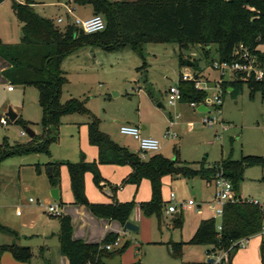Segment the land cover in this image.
<instances>
[{
    "label": "rangeland",
    "instance_id": "374dc122",
    "mask_svg": "<svg viewBox=\"0 0 264 264\" xmlns=\"http://www.w3.org/2000/svg\"><path fill=\"white\" fill-rule=\"evenodd\" d=\"M30 1L36 14L50 19L60 29H64L74 18L84 19L92 12L91 5H79L72 0ZM10 2L12 0H0V34L2 38L13 41L10 43H17L22 36V24L11 12ZM68 7L72 9L69 14L66 13ZM58 17L62 18L59 23ZM260 48L264 53V48ZM143 50L145 64L140 70H136V67L143 60L129 47L107 52L96 46H84L68 55L61 63L67 81L62 86L60 101L65 102L70 97L83 100L89 112L96 117L98 129L134 153H139L138 141L119 132L120 125L131 119L140 129L142 125L146 127L141 130L142 136L159 140L160 148L154 153L175 159L178 163L196 166L199 162H204L206 166L215 167L225 158L239 160L249 155L261 158V163L244 168L236 193L243 199L257 201L264 213V92H251L245 82L232 92L222 89L221 81L234 80L238 74L227 73L221 76L220 71L212 67V61L218 58L214 44L209 45L208 55L204 54L199 45L181 49L182 59H187L192 65L185 63L180 67L176 44L149 42L144 44ZM0 62L4 64L2 59ZM259 67L263 72L264 83V62ZM2 70L0 69V145L3 138L10 144L29 141L31 136L26 127L33 130L36 136H41L43 126L38 90L32 85L14 84L12 90L8 91L10 83L4 78ZM180 74L196 76L200 81L205 92L202 103L207 111H197L186 102H168L167 90L177 82ZM216 96L221 99L218 106L215 104ZM9 107L18 114L15 121L8 120L5 115ZM203 115L215 116L216 123L211 126L203 123ZM22 121L27 123L26 127L22 125ZM60 121L58 138L50 145V156L30 153L11 156L0 162L1 225L17 226L16 228L27 225L41 215L46 216L47 208L51 205L58 208V212L52 214L54 220L59 221V213H68L74 234L82 240L98 242L108 230L117 235V248H122V251L106 260L109 264L204 263L205 251L213 250V245H193L187 242L200 220L213 216L209 207L214 193L212 182L208 183L198 175L162 176L160 194L163 204L160 217L142 212L137 215L134 207L127 221L136 224L138 231L127 230L117 219L96 216L86 203L74 201L66 162L77 161L80 152L87 161H94L96 149L87 141V114H64ZM25 161L34 164H22ZM37 166L39 173L36 171ZM52 166L59 174V200L50 196V189L53 187L48 169ZM128 168L126 164H98L103 182L108 183L113 190V198L108 197L104 188L94 182L92 173L86 171L84 194L87 201H134L138 205L141 201L149 200L151 187L148 180L143 179L138 185L122 184ZM171 192L174 194L172 202L180 206L179 219H175L173 213H166ZM263 238L254 234L245 245L251 248L256 244L259 258L260 250L264 251ZM179 241L184 242L181 255L174 257L171 253L172 244ZM39 250V247L30 246V258L38 256ZM215 250L217 253L220 251ZM5 252L8 251H2L0 255ZM233 264H246V260L238 252L234 255ZM254 264H260V261Z\"/></svg>",
    "mask_w": 264,
    "mask_h": 264
},
{
    "label": "trees",
    "instance_id": "16d2710c",
    "mask_svg": "<svg viewBox=\"0 0 264 264\" xmlns=\"http://www.w3.org/2000/svg\"><path fill=\"white\" fill-rule=\"evenodd\" d=\"M72 2L92 7L93 14H100L105 21V28L94 33H84L72 24L64 29L36 14L32 1L16 2L12 0L11 9L21 22L22 36L17 43H4L0 39V57L8 67L2 71L10 85H32L38 90V103L42 111L41 123L43 134L32 136L29 141L10 144L5 138L0 145V162L4 159L30 153H44L50 156V145L58 138L60 118L64 114L84 113L89 116L87 122V139L97 147V159L87 161L82 152L75 162H66L70 187L77 203H86L96 216L117 219L124 224L135 207L134 201H117L109 203L88 202L84 194V174L92 173V178L102 189L109 187L103 182L98 164H127L130 172L123 178L122 184H138L141 179H148L151 197L138 203L140 211L146 215H161L163 201L161 199V177L182 175L191 177L198 175L208 183L218 171L232 184L237 201L227 202L223 207L221 229H216V219L207 217L200 220L192 237L187 243L210 244L213 250L227 252L224 264H232L237 251L232 243L242 237L256 234L260 227L263 211L258 203L241 199L236 193L237 183L244 168L261 163L257 156H244L239 160L225 158L215 167L199 162L196 166L190 163H178L160 153H151L140 158L138 153L114 142L106 133L97 127L96 117L89 112L83 100L75 97L60 101L62 86L66 83L65 71L61 68L62 60L84 46H96L107 52H114L129 47L144 61V44L172 43L178 47V66L186 63L180 50L190 45H199L208 55L209 45L214 44L219 59L232 60L236 56L234 49L243 44L250 53L256 54L261 63L264 53L257 47L264 43V0H72ZM196 75V74H195ZM240 77V78H239ZM196 79V76L194 77ZM245 82L252 92L262 90V79L252 75L242 78V74L234 80L221 81L220 87L231 92ZM176 85L180 91V102H202L205 92L195 87L194 79L178 77ZM17 118V117H16ZM16 118L13 120L15 121ZM26 122L22 125L26 127ZM39 171V167H36ZM52 187L59 184L58 170L52 166L48 171ZM121 184V185H122ZM111 192L113 191L110 187ZM114 189V188H113ZM113 195V192H112ZM59 246L68 264H109L106 260L119 255L122 248L105 250L102 245L117 238L109 232L98 242L88 243L72 236L73 227L68 214L59 213ZM175 217V219H179ZM0 231L8 234L15 232L0 224ZM184 242L172 244L174 257L181 255ZM8 251L14 259L21 262L30 260L28 246L15 243L0 246V252ZM209 251V250H207ZM122 264V263H120ZM134 264V263H133ZM201 264V263H200ZM260 264H264V251L260 250Z\"/></svg>",
    "mask_w": 264,
    "mask_h": 264
},
{
    "label": "built area",
    "instance_id": "2783aa9c",
    "mask_svg": "<svg viewBox=\"0 0 264 264\" xmlns=\"http://www.w3.org/2000/svg\"><path fill=\"white\" fill-rule=\"evenodd\" d=\"M16 2H23L24 0H14ZM72 11L69 7L67 8L66 13L69 14ZM62 18L58 17L57 22H61ZM68 24H72L76 26L79 30L84 33H94L101 31L105 28L104 18L100 14H92L91 16L80 19L74 18L69 21ZM264 48V43L260 44L257 49ZM233 54L236 56L232 60L219 59L212 61V67L220 71L221 76L224 74H242V78H248L249 76H253L255 79H262L263 72L260 69L261 62L258 57L254 53H250L243 44H239L233 51ZM182 75V74H181ZM183 79H194L195 87L202 89L200 85V81L195 79L193 75H182ZM12 85L7 86V90H12ZM167 100L170 104H175L180 100V91L176 85H170L167 90ZM221 103V99L219 96L215 97V104L218 106ZM190 107L197 108L198 105L203 104L190 102L188 103ZM204 105V104H203ZM205 106V105H204ZM206 107V106H205ZM207 108V107H206ZM208 110V109H207ZM219 112V110H217ZM216 117H209L207 115H203L201 117V121L208 125H214L216 123ZM225 129L224 126H222ZM119 132L124 135H128L133 137L138 141L139 144V153L140 158H146L147 155L156 152L160 148V142L158 139L142 136L141 129L138 125L134 124H122L119 127ZM214 186L213 200L210 202L209 207L213 211V216L216 219V229L220 231L221 229V219L223 215V207L227 202H234L238 200V197L235 196L234 190L231 182L224 177L220 171H218L211 181ZM241 198V197H240ZM174 199V194L171 192L169 194V200L166 205V213H174L180 210V206L172 202ZM243 199V198H241ZM31 201H33L30 198ZM253 203H257L255 200H248ZM47 212L49 214H56L58 212V208L56 206H48ZM264 237V215L262 216L261 227L259 231L256 233ZM250 236L242 237L232 243L231 246H236L239 248H244ZM117 238L110 243H105L102 245V248L105 250H113L118 246ZM227 259V252L220 250L218 253L214 250L207 251V260L204 264H224Z\"/></svg>",
    "mask_w": 264,
    "mask_h": 264
},
{
    "label": "crops",
    "instance_id": "0c3cea01",
    "mask_svg": "<svg viewBox=\"0 0 264 264\" xmlns=\"http://www.w3.org/2000/svg\"><path fill=\"white\" fill-rule=\"evenodd\" d=\"M9 8H10L11 12L13 13V11L11 9V2L9 5ZM92 14H93V12H91V14H89V16H91ZM89 16H87V17H89ZM87 17H85V18H87ZM0 36H1L0 37V39H1L2 34H0ZM2 40L4 43L13 42L11 40H6L4 38H2ZM0 59H2L4 61V64H1V62H0V69L4 70L9 65L3 58L0 57ZM186 64H187V62H186ZM140 66L136 67V70H140V68H141ZM179 76L181 77L182 75L180 74ZM230 90H231V87H228L227 91H230ZM8 91H10V90H8ZM17 116H18V114H17ZM133 122H134L133 119H131L130 121L125 122V124L137 125ZM144 128H146V127L144 125H142L141 130H143ZM86 137H87V132H86ZM87 141H88V139H87ZM92 146H94L96 149L95 159H97V154H98L97 147L95 145H92ZM22 164L30 165V164H34V163H30V162L25 161V163H22ZM123 165H125V164H123ZM128 167L129 168L126 171L124 177L131 170L129 165H128ZM39 172H40V169H39V171H37V173H39ZM143 179H145V178H143ZM143 179H141V180H143ZM146 180H148V179H146ZM128 184H132V183H128ZM138 184H134V185H138ZM149 184H150V182H149ZM121 188H122V186L120 187V189ZM106 195L110 198L114 197V195H112V196H109L108 194H106ZM140 213H141V211H140L138 205H136L135 206V214L139 215ZM65 214H68V213H65ZM53 217L54 216L52 214H49V213L46 216L41 215L37 220H35V221H33L27 225H22L18 228H16L17 226L12 227V226H7V225L3 224V226L13 230L15 232V234H8V233H4V232L0 231V246L5 245V244H10V243H15V244L22 245V246H28L29 248H30V246L32 247L33 245L35 247H39L40 250L38 252V256H35L33 258L31 257L30 260L28 261V264H58V263L59 264H65V263H68L67 258L62 254V252L60 250V246H59V235H58L59 234V221L56 222L57 220L55 221L54 220L55 218H53ZM205 218H207V217H205ZM71 224H72V222H71ZM109 232H113V231L108 230L106 232V234ZM72 236L75 239H81L78 235H75L73 231H72ZM83 241H85V240H83ZM85 242L92 243L90 241H85ZM256 246L257 245L255 244L251 248L246 247V246L244 248H239L235 252L234 255L238 254V252H239L242 259L246 260V264H250V263L254 264V262L260 261V258L257 255V249H256L257 247ZM207 250L205 251L206 260H207ZM214 251H216V250H214ZM233 258H234V256H233ZM233 258H232V264H233ZM0 264H26V263L21 262V261H17L16 259H14L12 257V255L9 252H5V253L0 255ZM193 264H200V263L193 262ZM201 264H204V263H201Z\"/></svg>",
    "mask_w": 264,
    "mask_h": 264
},
{
    "label": "water",
    "instance_id": "95a60500",
    "mask_svg": "<svg viewBox=\"0 0 264 264\" xmlns=\"http://www.w3.org/2000/svg\"><path fill=\"white\" fill-rule=\"evenodd\" d=\"M187 64L192 65L190 61H187ZM158 105H161V104H158ZM196 109L197 111H200V112L207 111V108L203 104L198 105ZM5 115L10 121H13L17 117V113L13 111L10 107L7 109ZM26 131L31 137L35 135V132L31 130L30 128L26 127ZM48 170L50 171L51 168H49ZM103 191L106 192L109 196H112V192L108 187H105ZM50 196L55 200H59V190L57 187H53L50 189ZM179 215H180L179 211H176L173 213L174 217H178ZM123 226L127 230H131L135 232L138 231V226L131 221H126L123 224Z\"/></svg>",
    "mask_w": 264,
    "mask_h": 264
}]
</instances>
